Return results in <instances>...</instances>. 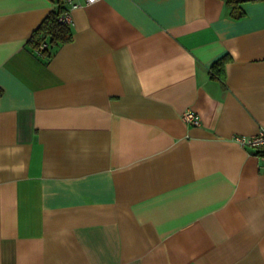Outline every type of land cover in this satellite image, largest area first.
I'll list each match as a JSON object with an SVG mask.
<instances>
[{
	"label": "crops",
	"instance_id": "1",
	"mask_svg": "<svg viewBox=\"0 0 264 264\" xmlns=\"http://www.w3.org/2000/svg\"><path fill=\"white\" fill-rule=\"evenodd\" d=\"M62 3L0 0V264H264V0L80 1L48 58Z\"/></svg>",
	"mask_w": 264,
	"mask_h": 264
},
{
	"label": "trees",
	"instance_id": "2",
	"mask_svg": "<svg viewBox=\"0 0 264 264\" xmlns=\"http://www.w3.org/2000/svg\"><path fill=\"white\" fill-rule=\"evenodd\" d=\"M226 8L229 9V15L233 19H241L244 17L243 4L246 2L262 1V0H223ZM63 10V5L60 4L56 9L51 11L38 27L33 31L28 40V45L33 50H37L40 54L50 57L52 55L51 49L68 42L71 39V31L69 26L63 25L58 22V16ZM48 41V42H46ZM45 42L48 47L40 49L41 43ZM226 58L216 61L211 66V75L214 78L223 80V66L226 63Z\"/></svg>",
	"mask_w": 264,
	"mask_h": 264
},
{
	"label": "built area",
	"instance_id": "3",
	"mask_svg": "<svg viewBox=\"0 0 264 264\" xmlns=\"http://www.w3.org/2000/svg\"><path fill=\"white\" fill-rule=\"evenodd\" d=\"M82 1L85 5L92 4L98 0H63V10L61 11L60 15L58 16V22L70 26L71 24V17H70V10L79 6ZM46 44L43 42L40 44L39 48L43 49ZM182 120L187 124H199V119L194 115L192 111H185L182 114ZM236 141H238L241 145H246L255 149H262L264 148V130H260L256 135L245 137L239 136L235 137Z\"/></svg>",
	"mask_w": 264,
	"mask_h": 264
}]
</instances>
